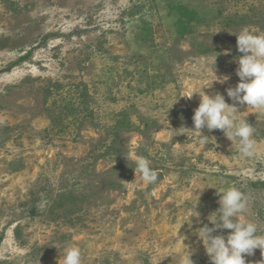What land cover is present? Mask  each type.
<instances>
[{"label":"rangeland","instance_id":"obj_1","mask_svg":"<svg viewBox=\"0 0 264 264\" xmlns=\"http://www.w3.org/2000/svg\"><path fill=\"white\" fill-rule=\"evenodd\" d=\"M245 28L264 35V0H0V264H63L70 246L81 264H185V245L210 264L194 232L227 187L264 234V111L237 105L251 157L221 130L177 132L203 92L232 105Z\"/></svg>","mask_w":264,"mask_h":264},{"label":"clouds","instance_id":"obj_2","mask_svg":"<svg viewBox=\"0 0 264 264\" xmlns=\"http://www.w3.org/2000/svg\"><path fill=\"white\" fill-rule=\"evenodd\" d=\"M236 36L238 51L243 55L236 60L238 64L236 75L240 82L234 88L226 90L227 97L233 102L232 105L227 103L225 96L219 92L212 96L203 91L202 95L197 93L201 96V103L194 110L192 117L194 129L182 126L177 132L196 133L199 142L205 144L214 137L210 139L204 135L203 129L206 128L209 132L221 130L232 144L238 141L242 157H251L255 151V140L252 138L254 127L247 120L240 118L242 113L237 105H247L248 108L264 111V35H257L245 28ZM213 73L215 76L213 82L226 83L230 79L228 76L218 77L215 68ZM135 165V173H140L145 182L155 184L159 181L151 160L137 156ZM216 195L220 197L218 200L220 207L208 217L213 226L204 224L194 232L197 242H202L210 264H247L246 255H254L256 249L264 256V234H260L257 223L245 222L240 218L248 210L250 196L235 187L220 188ZM185 223L191 227L192 218L190 222ZM223 230L231 232L227 236L214 235ZM185 246L187 256L185 264H193L192 252L187 245ZM64 253L63 264H81V250L78 247H67ZM258 264H264V261Z\"/></svg>","mask_w":264,"mask_h":264}]
</instances>
